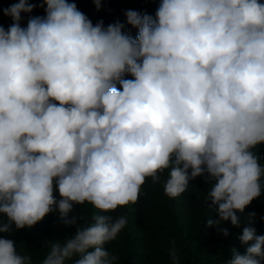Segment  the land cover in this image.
<instances>
[{
  "label": "clouds",
  "instance_id": "9594fccd",
  "mask_svg": "<svg viewBox=\"0 0 264 264\" xmlns=\"http://www.w3.org/2000/svg\"><path fill=\"white\" fill-rule=\"evenodd\" d=\"M34 7L18 0L0 26V233L54 212L76 225L73 205L91 204L94 223L49 242L40 264H116L104 245L127 219L107 213L136 204L146 179L168 170L170 198L189 179L211 182L219 219L208 224L227 237L223 222L238 226L236 213L264 190L254 151L264 144V3L162 0L155 20L124 13L135 39L125 23L93 25L69 0H42L45 15L21 27ZM239 238L254 243L229 264H262L264 235L245 227ZM169 256L179 264L175 247ZM0 264L33 255L0 238Z\"/></svg>",
  "mask_w": 264,
  "mask_h": 264
},
{
  "label": "trees",
  "instance_id": "16d2710c",
  "mask_svg": "<svg viewBox=\"0 0 264 264\" xmlns=\"http://www.w3.org/2000/svg\"><path fill=\"white\" fill-rule=\"evenodd\" d=\"M17 2L18 0H0V26L5 29L13 21L11 17L4 15L3 9ZM69 2H75L93 25L102 20L107 27L117 21L126 24L124 13L127 10L146 12L155 20L162 0H102L100 10H97L92 0ZM259 2L264 3V0ZM29 3L36 7L31 13H21V27H27L30 17L45 15L44 7H40L42 0H29ZM138 31L126 24L125 32L131 38L135 39ZM125 78L132 77L126 75ZM117 87H120L118 82ZM254 150L263 158L264 166V144ZM168 174V171L163 172L159 183H153L151 178H147L136 204L107 213L114 219L120 216L127 219L125 227L117 237L104 245L110 253L118 257L116 264H172L169 250L173 247L178 252L179 264H229L233 259V249L240 255H246L247 248L254 243L249 241L245 244L240 240L245 227L254 228L256 236L264 235V190L243 212L236 213L238 226L232 225L231 221L223 222L222 227L229 229V234L225 237L215 226L208 224L209 219H219L216 206L208 198L212 186L202 188L201 182L197 181L204 178L196 177L189 180L184 193L170 198L164 191V181ZM55 195L60 199L58 192ZM190 199L195 201L194 207L189 204ZM207 205L212 210L208 215ZM95 214H98V210L91 204L73 205V211L68 214L67 219L79 216L80 220L76 225H66L59 213L54 212L46 215L32 228L16 229L13 225L11 232L0 233V238L12 239L16 244L17 254L31 253L34 264H40L49 242L65 241L75 234L78 225L93 224Z\"/></svg>",
  "mask_w": 264,
  "mask_h": 264
},
{
  "label": "rangeland",
  "instance_id": "374dc122",
  "mask_svg": "<svg viewBox=\"0 0 264 264\" xmlns=\"http://www.w3.org/2000/svg\"><path fill=\"white\" fill-rule=\"evenodd\" d=\"M255 151V150H254ZM256 152V151H255ZM262 152V151H261ZM264 152V151H263ZM262 160L263 158L261 159V165H262ZM168 171V170H165V172ZM190 172L191 170H189V175H190ZM207 175V174H206ZM190 180V179H189ZM262 181H264V178H262ZM192 182V181H191ZM197 182H201V184L203 185L202 188H205V187H208V186H212L211 182H208V181H205L202 180V181H197ZM195 182V183H197ZM189 204L194 207L195 206V201L194 200H189ZM208 205H211L210 203H208ZM207 205V209H206V215L210 214L212 212L211 208Z\"/></svg>",
  "mask_w": 264,
  "mask_h": 264
}]
</instances>
